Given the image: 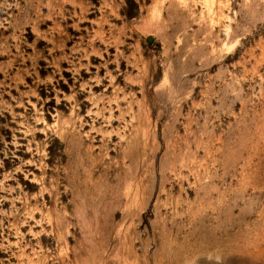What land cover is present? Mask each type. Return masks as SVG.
<instances>
[{"label": "rangeland", "instance_id": "1", "mask_svg": "<svg viewBox=\"0 0 264 264\" xmlns=\"http://www.w3.org/2000/svg\"><path fill=\"white\" fill-rule=\"evenodd\" d=\"M0 264H264V0H0Z\"/></svg>", "mask_w": 264, "mask_h": 264}]
</instances>
